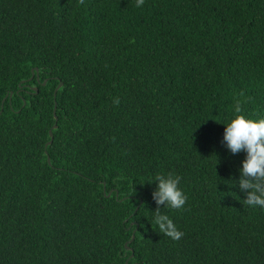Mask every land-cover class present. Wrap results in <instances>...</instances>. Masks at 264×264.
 <instances>
[{"label":"trees","instance_id":"trees-1","mask_svg":"<svg viewBox=\"0 0 264 264\" xmlns=\"http://www.w3.org/2000/svg\"><path fill=\"white\" fill-rule=\"evenodd\" d=\"M245 98L264 118V0H0V264H264L222 143Z\"/></svg>","mask_w":264,"mask_h":264},{"label":"clouds","instance_id":"clouds-1","mask_svg":"<svg viewBox=\"0 0 264 264\" xmlns=\"http://www.w3.org/2000/svg\"><path fill=\"white\" fill-rule=\"evenodd\" d=\"M78 2L83 5L85 0ZM143 4L144 0H136L137 7H142ZM240 95L243 97L244 94ZM248 99L235 101L234 111L237 115L225 126L222 143L233 155L246 153L238 181L240 190L246 193L243 203L250 207L264 208V118L250 119L241 114ZM119 102L118 98H114V104L118 105ZM181 179L171 173L167 176L157 175L156 189L152 192V198L157 205L153 212L154 223L160 233L174 241L180 240L184 233L177 229L167 214L161 212L160 206L173 210L184 207L188 197L179 187Z\"/></svg>","mask_w":264,"mask_h":264},{"label":"water","instance_id":"water-1","mask_svg":"<svg viewBox=\"0 0 264 264\" xmlns=\"http://www.w3.org/2000/svg\"><path fill=\"white\" fill-rule=\"evenodd\" d=\"M36 71H37V70H36ZM45 82H46V81H44L42 84L45 85ZM59 87H61V84H59L57 88H59ZM34 90H36V89H34ZM56 91H57V89L55 90L54 94L56 93ZM55 108H56V105L54 106L53 114H54V112H55ZM54 116H55V114H54ZM55 119H57V118L55 117ZM55 127H56V125L53 126V128H55ZM49 136H50V139H51V140L46 144V146H48V145H50V144L52 143V137H53V136H52V132H51V131H49ZM47 162H49V159H47ZM133 239H134V235H132L131 241H133ZM131 241H130V242H131Z\"/></svg>","mask_w":264,"mask_h":264}]
</instances>
